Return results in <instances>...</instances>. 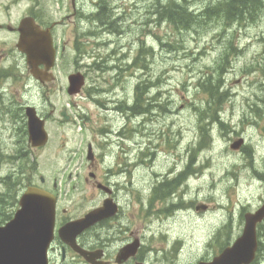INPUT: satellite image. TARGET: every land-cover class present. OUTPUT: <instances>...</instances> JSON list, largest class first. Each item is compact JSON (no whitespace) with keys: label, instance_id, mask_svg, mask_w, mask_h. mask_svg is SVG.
<instances>
[{"label":"rangeland","instance_id":"rangeland-1","mask_svg":"<svg viewBox=\"0 0 264 264\" xmlns=\"http://www.w3.org/2000/svg\"><path fill=\"white\" fill-rule=\"evenodd\" d=\"M56 1L45 2L51 20L69 13ZM79 1L85 8L94 6L92 0ZM102 1L104 17L116 22L84 36L81 50L68 46L50 91L21 68L26 102L48 111L45 95L50 94L48 108L56 109L55 118L67 108L75 119L53 118L46 125L49 144L26 155L21 154L27 152L25 140L14 147L11 133L0 132V153H9L0 160V225L16 212L26 187L41 184L42 176L51 185L62 181L59 207L69 216L92 208L95 201L84 198L92 189L84 181L92 143L99 173L118 185L125 218L135 212V229L153 255L164 264L211 260L242 234L246 212L264 203V7L255 19L205 17L181 28L160 14L173 0ZM220 1L186 3L201 13ZM67 28L59 29V37L69 36ZM116 29L121 36L113 34ZM77 71L86 85L69 96L68 76ZM11 87L7 83L5 92ZM129 105L134 106L124 110ZM238 139L244 144L234 150L231 144ZM109 169L121 173L108 177ZM176 174L170 192L154 189ZM203 204L208 208L197 210ZM255 264H264V255Z\"/></svg>","mask_w":264,"mask_h":264},{"label":"flooded vegetation","instance_id":"flooded-vegetation-1","mask_svg":"<svg viewBox=\"0 0 264 264\" xmlns=\"http://www.w3.org/2000/svg\"><path fill=\"white\" fill-rule=\"evenodd\" d=\"M45 2L46 0H0V132L11 133V146L14 147H19L25 140V142L28 143V146L26 145L27 154L41 152L49 144L51 137L49 134L48 144L44 147L36 148L31 145L29 142L26 108L28 106L35 107L40 118L45 121V125L55 118L56 109L53 107L48 108L50 94L45 95L47 99L45 100L46 104L44 108H47V110L49 109L48 111H43L39 109L38 106L34 105V103L25 101L22 94L25 74L24 70L21 71V68L25 67L28 69L33 80H35L40 87L48 91L54 86L57 79L43 82L32 74V65L29 62L28 53L25 52L20 45L25 20L29 19L32 25L48 31L51 34L56 52L55 70L59 66V58L62 57L68 46L81 50L86 45L84 36L87 37L89 33L95 35V32H100L99 26L103 29L107 26L108 29H110V25L116 22V19L112 20L111 17H104L106 7L102 0L98 2L92 0L94 6L91 9L83 7V4H81L79 0H70L69 3L67 2L64 6H61L63 0H57L58 9L62 11L67 8L69 13L65 15V18H54L53 20L46 16ZM81 23L89 24V26L83 27ZM119 24L118 22V25ZM65 25L68 26L67 30L69 34L66 39L59 37V29ZM116 32L119 36L122 35V32L118 29H116L113 34ZM39 68L44 69L45 65L40 64ZM7 83H10L12 86L11 93L5 92V85ZM123 108L124 110L130 109V105L124 106ZM110 109L109 107V110ZM63 112L66 113L68 119L64 118L62 115ZM60 115L61 118H55L57 121H70L75 119L69 114L67 108H63ZM120 137L123 142H126L125 139H127V137L124 133L120 134ZM90 147L92 152H90ZM8 148L9 144L7 146V149ZM88 151L89 154L92 153V157L90 158L87 156L89 160V171L84 181L87 185L91 186L92 189L86 191L84 198L87 199L91 197V201H95V204L81 216H69L66 208L59 207L62 196L58 192V189L59 186L62 185V181L59 183L57 179H54L53 185H51L48 184L47 180L42 176L40 179L41 184L33 182L34 186L42 187L53 193L57 201L55 236L48 251L49 264H164L162 260L158 258V255L152 254L151 247L149 244H146L143 239L144 236L135 229L136 223L134 224L133 220L135 212L132 211V216L128 219L125 218L124 206L118 192L119 187L116 183L106 179L105 173L102 175L99 173L97 167L99 158L95 155L92 143L88 144ZM19 153L15 154L18 158ZM21 154L23 155L22 152ZM8 155V151L1 152L0 160H4ZM106 157V154H102L103 159H106ZM35 161L38 163L37 160ZM120 173V171L109 169L108 177ZM178 175L179 174L173 176V179H177ZM68 177L72 180L73 176L70 173ZM74 185L75 184L69 186H73L74 188ZM156 186H158V184ZM156 186H154V189H157ZM173 194L174 192L172 195ZM153 196L152 192L151 199ZM109 201L115 208V213L85 228L76 236L74 240L75 243L73 241L72 244V242H67L60 237V227L71 221L85 217L91 213V211L102 207ZM137 242L139 243L138 246L133 249L134 246L132 245ZM166 259L171 260V262L173 261L169 256H167Z\"/></svg>","mask_w":264,"mask_h":264},{"label":"water","instance_id":"water-1","mask_svg":"<svg viewBox=\"0 0 264 264\" xmlns=\"http://www.w3.org/2000/svg\"><path fill=\"white\" fill-rule=\"evenodd\" d=\"M20 45L28 53L32 65L31 72L36 78L43 82L55 78L54 74L49 72L55 64L56 52L48 31L32 25L29 19H26ZM40 64H44L45 69H40ZM84 83L85 77L82 73L71 74L68 92L72 95L79 93ZM27 115L30 142L34 147L46 145L48 132L45 121L32 106L27 107ZM63 115L68 119L65 112ZM243 143V139H238L231 147L239 149ZM89 157H92V153ZM197 209L206 210L207 206L203 204ZM113 213L115 208L110 201L106 202L103 207L93 210L84 218L62 226L59 230L60 236L73 244L76 236L85 228ZM55 218L56 197L42 188L29 187L22 195L20 208L14 217L0 226V264H48V249L54 238ZM263 219L264 204L255 212L246 213L243 233L233 244L225 247L211 261H200L197 264H251L259 247L257 226Z\"/></svg>","mask_w":264,"mask_h":264},{"label":"trees","instance_id":"trees-1","mask_svg":"<svg viewBox=\"0 0 264 264\" xmlns=\"http://www.w3.org/2000/svg\"><path fill=\"white\" fill-rule=\"evenodd\" d=\"M180 1V2H179ZM187 0H173L168 6H164L163 10H160V14L173 25L181 28H188L192 23H202V20L207 17L208 19L223 18L229 21H238L246 19H255L256 14L264 7V0H222L214 6H207L201 13H195L189 9ZM210 96L216 97L212 88H208ZM137 108V103L134 109ZM205 146L204 142L200 141L199 149ZM187 171L182 175H187ZM178 179V178H177ZM169 180L167 184L162 183L156 188L165 189L168 188L170 192L172 183H177L178 180ZM14 183V182H12ZM259 236V250L257 254V260L264 255V224L258 227ZM262 238V239H261ZM255 261V263L257 262Z\"/></svg>","mask_w":264,"mask_h":264},{"label":"bare ground","instance_id":"bare-ground-1","mask_svg":"<svg viewBox=\"0 0 264 264\" xmlns=\"http://www.w3.org/2000/svg\"><path fill=\"white\" fill-rule=\"evenodd\" d=\"M164 4V3H163ZM165 5V4H164ZM168 5V4H167ZM166 5V6H167ZM161 10V9H160ZM154 175H157V173L155 172V174ZM168 186V185H167ZM179 188V187H178ZM165 189H166V187H165ZM180 190V189H179ZM175 194V193H174ZM172 197V196H171ZM173 198H174V196H173ZM177 198V197H176ZM169 200V199H168ZM173 200V199H172ZM165 201V200H164ZM177 201V200H176ZM170 202V201H169ZM174 206V205H173ZM177 206V205H176ZM156 238V237H155ZM174 242V241H173Z\"/></svg>","mask_w":264,"mask_h":264}]
</instances>
